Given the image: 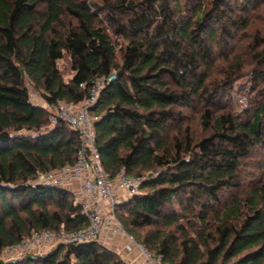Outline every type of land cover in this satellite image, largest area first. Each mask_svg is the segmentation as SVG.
Here are the masks:
<instances>
[{
	"label": "trees",
	"instance_id": "16d2710c",
	"mask_svg": "<svg viewBox=\"0 0 264 264\" xmlns=\"http://www.w3.org/2000/svg\"><path fill=\"white\" fill-rule=\"evenodd\" d=\"M255 1L0 0V254L33 229L89 223L71 190L33 182L72 164L79 137L50 124L27 83L55 106L82 103L102 78L89 107L102 167L142 177L115 208L124 229L164 264H264V178L245 186L241 177L252 149L264 154V99L248 97L240 113L220 108L249 62L224 54L216 63L249 26L237 7ZM249 36L252 93L264 82V36ZM194 106L207 131L196 140L177 123ZM0 264L130 263L93 239Z\"/></svg>",
	"mask_w": 264,
	"mask_h": 264
},
{
	"label": "built area",
	"instance_id": "2783aa9c",
	"mask_svg": "<svg viewBox=\"0 0 264 264\" xmlns=\"http://www.w3.org/2000/svg\"><path fill=\"white\" fill-rule=\"evenodd\" d=\"M103 84L104 79H97L88 98L80 104L60 101L55 105L54 111L49 115L50 124L64 121L77 132L79 146L76 159L70 165L38 172L33 179L35 183L61 186L71 190L89 223L72 230H67L63 226L56 230L33 229L17 244L9 246L10 249L17 251L18 256L34 253L41 247L48 246L49 250L60 243H83L98 239L100 234L105 232L107 239H111L114 234L124 235L127 239L125 249L137 250L143 259L141 264H164L161 254L153 253L144 243L126 232L115 214L118 204L138 193L142 177L127 173L124 168H120L113 177H109L102 167L96 149L94 117L90 114L89 107L95 102ZM75 182L78 186L76 191L68 187Z\"/></svg>",
	"mask_w": 264,
	"mask_h": 264
},
{
	"label": "rangeland",
	"instance_id": "374dc122",
	"mask_svg": "<svg viewBox=\"0 0 264 264\" xmlns=\"http://www.w3.org/2000/svg\"><path fill=\"white\" fill-rule=\"evenodd\" d=\"M243 5L242 3L239 4ZM238 8V14H242V16H246L247 21H249V26L246 29H242V27H239V29L236 32V40L231 42L228 48H218L216 50V54L218 55V59L216 63L219 66H223V59L221 55H227L228 57H231L233 55H237L239 57H242L245 62H249L246 64V67L244 69V73L240 74L239 77L235 80L231 88L225 89V92L222 96V100L220 101V108H231L235 113H240L242 108L246 105H248V97H251V100H257L260 102L264 99V82H262L259 85L258 92H252L250 91V85H251V76L250 72L251 69L256 67V64L254 61L251 60V54H252V47L250 46L253 42L251 41L250 34L251 32H254L255 34H259L261 36H264V0H256L254 2L253 8L247 10V12H243L241 9ZM216 48V47H215ZM59 66L64 71L65 77H68L70 74L68 70V63L66 59L58 61ZM259 70L261 68L258 67ZM264 70V69H263ZM262 74L264 75V71H262ZM28 91L30 98L33 102L38 103L40 105L46 106L50 112H53L55 109V106H49L45 101L42 100L40 95L32 88V86L27 83ZM227 90L229 93L226 92ZM253 98V99H252ZM183 112V118L182 120H178L177 123L181 124V127L184 129V127H188L190 129V133L194 140L200 138L201 136L205 135L207 133L206 130L203 129L201 124V107L200 106H194L192 108H184L182 110ZM171 130V129H170ZM172 133L174 131H171ZM244 166L242 168V181L245 186L249 185L250 182L255 181L260 178H264V154L262 151V148L260 146H256L252 149L250 156L246 158L244 161ZM127 232V231H126ZM122 235V234H121ZM124 236V235H123ZM125 238V236H124ZM126 239V238H125ZM127 241V239H126ZM125 243H121V241H118L116 243V249L119 251V255L123 258L124 255L122 254L125 249ZM121 243V244H118ZM124 249V250H123ZM40 251L48 250L47 247H41L38 249ZM133 250V249H132ZM131 250V251H132ZM127 251V250H126ZM130 252V251H129ZM0 256L4 259L17 257L18 253L15 250L10 249L9 247L4 248L1 251Z\"/></svg>",
	"mask_w": 264,
	"mask_h": 264
},
{
	"label": "crops",
	"instance_id": "0c3cea01",
	"mask_svg": "<svg viewBox=\"0 0 264 264\" xmlns=\"http://www.w3.org/2000/svg\"><path fill=\"white\" fill-rule=\"evenodd\" d=\"M68 187L70 189L76 191V189H77L78 186H77V183L75 182V183L70 184ZM97 240L100 243H102L103 245L109 247L110 249L115 250L117 253H119V251L115 247L116 246V243H114L115 240H116V242L121 241V243L122 242L125 243V241H126V239L124 238V236L121 235V234H114V236L111 239H107L105 232H102ZM121 243H118V244H121ZM46 251L45 250H43V251L36 250V252H34V253H39L40 254V253H44ZM122 254L124 255L123 259L126 262L130 263V264H141L142 263V260L143 259H142L141 254L137 250H135V249H133L130 252L124 250ZM12 258H14V257H12Z\"/></svg>",
	"mask_w": 264,
	"mask_h": 264
},
{
	"label": "water",
	"instance_id": "95a60500",
	"mask_svg": "<svg viewBox=\"0 0 264 264\" xmlns=\"http://www.w3.org/2000/svg\"><path fill=\"white\" fill-rule=\"evenodd\" d=\"M113 76H114V73H111V74L108 76V79H111Z\"/></svg>",
	"mask_w": 264,
	"mask_h": 264
}]
</instances>
